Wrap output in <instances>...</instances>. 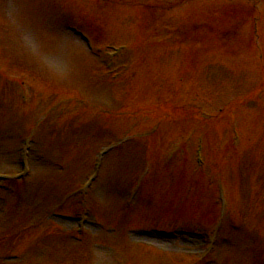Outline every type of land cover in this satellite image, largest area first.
<instances>
[{
  "label": "rangeland",
  "instance_id": "374dc122",
  "mask_svg": "<svg viewBox=\"0 0 264 264\" xmlns=\"http://www.w3.org/2000/svg\"><path fill=\"white\" fill-rule=\"evenodd\" d=\"M0 173V264H264V0H0Z\"/></svg>",
  "mask_w": 264,
  "mask_h": 264
}]
</instances>
